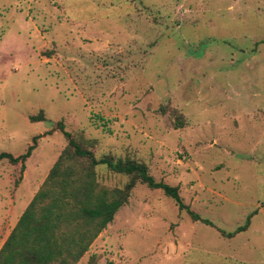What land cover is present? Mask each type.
<instances>
[{"label": "rangeland", "instance_id": "rangeland-1", "mask_svg": "<svg viewBox=\"0 0 264 264\" xmlns=\"http://www.w3.org/2000/svg\"><path fill=\"white\" fill-rule=\"evenodd\" d=\"M58 123L209 222L137 183L75 264H264V0H0V153L34 147L18 183L0 162V247L67 145Z\"/></svg>", "mask_w": 264, "mask_h": 264}, {"label": "trees", "instance_id": "trees-1", "mask_svg": "<svg viewBox=\"0 0 264 264\" xmlns=\"http://www.w3.org/2000/svg\"><path fill=\"white\" fill-rule=\"evenodd\" d=\"M29 120L42 121L41 112L30 116ZM58 128L67 139V145L0 247V264L77 263L99 233L112 222L118 209L127 203L137 183L160 190L178 211L186 212L193 221L209 224L183 203L177 187L154 180L145 164L129 158H96L66 132L61 123ZM33 148L29 146L18 156L0 153V162L6 160L12 165H20V176L15 183L19 182ZM98 166L127 177L128 182L122 188L112 190L99 187L95 172ZM249 219L234 233L221 234L232 237L246 230ZM87 264H96V256H89Z\"/></svg>", "mask_w": 264, "mask_h": 264}]
</instances>
